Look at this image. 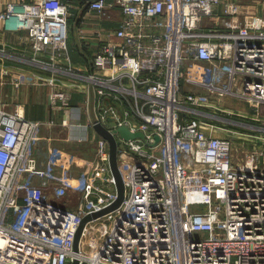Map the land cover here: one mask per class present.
<instances>
[{
  "label": "built area",
  "instance_id": "obj_1",
  "mask_svg": "<svg viewBox=\"0 0 264 264\" xmlns=\"http://www.w3.org/2000/svg\"><path fill=\"white\" fill-rule=\"evenodd\" d=\"M86 1L106 17L122 13L92 69L70 62L69 1L8 3L0 29L27 40L31 56L17 58L50 70L39 79L54 109L93 94L98 120L146 139L119 141L125 198L85 223L76 250L84 218L118 197L109 142L90 139V167L76 173L84 155L55 143L66 121L28 118L0 98V264H264V147L242 154L218 135L199 91L264 114V15L239 0ZM198 61L209 75L185 72ZM25 78L0 63V85Z\"/></svg>",
  "mask_w": 264,
  "mask_h": 264
},
{
  "label": "crops",
  "instance_id": "obj_2",
  "mask_svg": "<svg viewBox=\"0 0 264 264\" xmlns=\"http://www.w3.org/2000/svg\"><path fill=\"white\" fill-rule=\"evenodd\" d=\"M22 1L32 2L34 0H0V27L4 26L2 13L6 10L7 4ZM63 1H69L72 4V15L69 18V36L67 40L70 62L72 61L74 66L80 68H85V65H88V68L92 69L95 50L99 48L101 41H105L120 25L122 18L121 10L117 9L106 17L98 10L90 9L86 0ZM240 2L246 6L256 5L258 13L264 15V0H241ZM219 9H223V7L220 6L218 7ZM222 29L228 30L227 28ZM223 40L225 38L221 39V41ZM27 43L25 37L20 34L6 33L0 29V52H10L15 57H7L5 59L0 57V63L3 61L12 70L20 71L26 76L25 82L20 88H15L12 83L0 85V98L9 102L12 109L18 104L21 105L28 118L54 119L57 122L66 121V126L60 125L55 130L57 137L55 143L59 146L75 149L76 151L79 150V153L84 155L72 164L76 173H79L83 168L90 167L89 160L84 159V157L87 158L91 154L90 149L93 147L88 141L92 138L97 139L100 137V134L95 130L92 123L97 120L95 97L93 94L88 96L84 93H75L70 104H67L63 108L54 109L48 100V86L42 79H39V75L45 76V74L50 73V70H43L34 64L23 62L17 58L22 53L31 56L32 51L31 48L29 49V45L27 46ZM61 64H65V61L62 60ZM210 69L207 61H198L187 65L185 72L209 75ZM199 91L203 95H208L206 96L210 103L208 107L215 106L226 111H233L234 109L245 110L250 107L245 102L246 105L240 103L243 101H239L241 99L235 97L211 96L206 89L202 88H199ZM250 108L253 109L252 107ZM201 116L207 121L214 123L217 121L212 115ZM123 117H125L124 111L121 112V118ZM113 121L115 122L114 119H109L105 123L110 127L113 125ZM216 133L218 134V131ZM44 154L45 151L41 152L42 158H45Z\"/></svg>",
  "mask_w": 264,
  "mask_h": 264
},
{
  "label": "rangeland",
  "instance_id": "obj_3",
  "mask_svg": "<svg viewBox=\"0 0 264 264\" xmlns=\"http://www.w3.org/2000/svg\"><path fill=\"white\" fill-rule=\"evenodd\" d=\"M239 101H243L240 103L248 105L245 100L241 99ZM10 105L8 106L9 108L11 107ZM202 109L212 114V117L218 121V123L216 121V124L224 127L217 130L218 135L232 137L237 147L241 148L240 153L243 154L246 150L264 147V114H256L254 113L256 111L250 107L245 110L234 109L233 111L222 110L215 106H203Z\"/></svg>",
  "mask_w": 264,
  "mask_h": 264
},
{
  "label": "water",
  "instance_id": "obj_4",
  "mask_svg": "<svg viewBox=\"0 0 264 264\" xmlns=\"http://www.w3.org/2000/svg\"><path fill=\"white\" fill-rule=\"evenodd\" d=\"M93 125H94L95 130L98 132V134H100V136L107 139V141L109 142L110 164H111V168H112V171H113L115 179H116V184H117V188H118V197L115 200V202L113 204H111L110 206H108V207H106L100 211L94 212L90 215H87L84 218V220L81 223L80 228L77 232V235H76V240H75V249L76 250L78 249V243H79L80 235H81V232L85 226V223L93 217L101 215L107 211H110V210L120 206L122 201L125 198V193H126L125 183H124V180H123L120 168H119V164H118L119 141L121 139L130 140V139H135L137 137H140L144 140L146 139V134L143 130L134 131V130H132L131 126L127 123H122V124H119L115 127H108L102 121L97 119L94 121ZM158 140H159V135H156V141H158ZM151 144L154 145L155 143H151ZM70 264H78V261L74 260Z\"/></svg>",
  "mask_w": 264,
  "mask_h": 264
}]
</instances>
